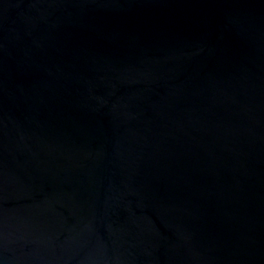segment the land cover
Here are the masks:
<instances>
[{
    "label": "water",
    "instance_id": "95a60500",
    "mask_svg": "<svg viewBox=\"0 0 264 264\" xmlns=\"http://www.w3.org/2000/svg\"><path fill=\"white\" fill-rule=\"evenodd\" d=\"M0 264H264V0H0Z\"/></svg>",
    "mask_w": 264,
    "mask_h": 264
}]
</instances>
